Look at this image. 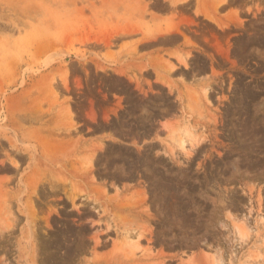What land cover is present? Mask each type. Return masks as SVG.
I'll list each match as a JSON object with an SVG mask.
<instances>
[{"label":"rangeland","instance_id":"1","mask_svg":"<svg viewBox=\"0 0 264 264\" xmlns=\"http://www.w3.org/2000/svg\"><path fill=\"white\" fill-rule=\"evenodd\" d=\"M0 264H264V0H0Z\"/></svg>","mask_w":264,"mask_h":264}]
</instances>
